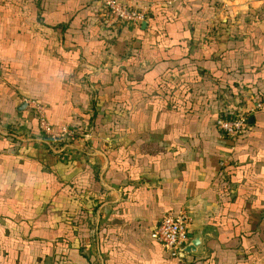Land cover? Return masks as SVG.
<instances>
[{"label": "crops", "instance_id": "crops-1", "mask_svg": "<svg viewBox=\"0 0 264 264\" xmlns=\"http://www.w3.org/2000/svg\"><path fill=\"white\" fill-rule=\"evenodd\" d=\"M120 1L146 27H99L94 0H0V264H264V0ZM27 102L92 141L7 138L37 131ZM258 104L221 135L223 109ZM182 211L191 262L151 238Z\"/></svg>", "mask_w": 264, "mask_h": 264}, {"label": "built area", "instance_id": "built-area-1", "mask_svg": "<svg viewBox=\"0 0 264 264\" xmlns=\"http://www.w3.org/2000/svg\"><path fill=\"white\" fill-rule=\"evenodd\" d=\"M97 2L100 3L99 11L102 12V16L105 19L104 24L107 27L120 24L130 28H141L143 23L147 22L149 16L147 9H135L121 3L119 0H97ZM261 108L262 105L258 104L248 110H238L230 113L222 111L217 120V127L221 135L235 144L239 137L249 130L250 116ZM36 110L37 116L39 114L40 117L39 127L43 143L47 141V143L53 145L57 141L71 142L74 135L71 128L65 127L60 132L55 133L46 120L44 108L37 106ZM10 136L15 139L18 138L15 135ZM28 140L30 141V138ZM191 225L192 219L185 211L177 215L166 213L162 216L159 224L154 227L151 238L159 243L172 257L178 261H183L184 259L181 255L191 241Z\"/></svg>", "mask_w": 264, "mask_h": 264}, {"label": "rangeland", "instance_id": "rangeland-1", "mask_svg": "<svg viewBox=\"0 0 264 264\" xmlns=\"http://www.w3.org/2000/svg\"><path fill=\"white\" fill-rule=\"evenodd\" d=\"M94 4L95 5H98V7L100 5V3L97 2V0H94ZM149 19L150 18L148 16L147 22H148ZM104 21H105V19L102 16V12L99 11V13H98V20L96 21V24L99 27H103L104 29H109V28H112L113 27V26L107 27L106 24H104ZM114 26H124V25L115 24ZM128 28H130V27H128ZM136 29H140V28H136ZM146 39L149 40L150 38L149 37H146ZM27 104H28V106H32V107H30V109L34 110L35 113H36V116H37L36 107L39 106V105H37L34 102H27ZM40 107H42V106H40ZM42 108H44V107H42ZM223 110L226 111L227 113H230V111H231V110L229 111L228 108L223 109ZM130 111L132 112V109ZM131 112H127V114L130 115ZM231 112H233V111H231ZM101 114L102 113L99 111V115L100 116H102ZM37 118H38V124H39V118H40L39 117V114H38ZM79 123H81V124H79ZM72 125H75L76 127H77V125H81L79 127V130L81 131L80 132L81 134L79 133L80 134V137H84V138H87L88 141H92V138L94 136V129L92 127L91 128L88 127L85 123H83V119L82 118L76 117L75 120L72 122ZM8 127H10V126H7V128ZM8 134L9 135L12 134V135H15L16 137H18L17 138V142L20 143L21 145L25 144V145H28V146H40V147L45 148V149L48 148V150L50 149L52 151V153H59L58 152L59 151V148H58L57 142L52 145L51 143H47V141H45V139H46L45 138L44 141L46 143H43V138L41 137V129L40 128H39V132H38V134L36 136L35 135H32L31 131L29 132V131H26L25 129H21V131H20V129H16V128H10V129H8ZM29 138H30V141L28 140ZM68 146H69L70 149H73V147H74L73 144H69Z\"/></svg>", "mask_w": 264, "mask_h": 264}, {"label": "trees", "instance_id": "trees-1", "mask_svg": "<svg viewBox=\"0 0 264 264\" xmlns=\"http://www.w3.org/2000/svg\"><path fill=\"white\" fill-rule=\"evenodd\" d=\"M120 1V0H119ZM130 7H132V6H130ZM132 8H135V7H132ZM135 9H137V8H135ZM149 18H150V16H149ZM44 111H45V108H44ZM230 111V110H229ZM31 114H32V121H34V123H35V125H36V129H37V131H35V132H32L31 131V133H32V135H37L38 134V132H39V124H38V118H37V116H36V113H35V111L34 110H31ZM222 114V111L219 113V115H218V117L220 116ZM45 117H46V112H45ZM95 117V116H94ZM46 120H47V117H46ZM47 122H48V120H47ZM89 122V121H88ZM49 123V122H48ZM50 125V124H49ZM12 126H14V125H12ZM12 126L10 125V127L12 128ZM51 126V125H50ZM81 125H77V127L75 126V125H72V123H70L69 125H67L66 127H69V128H71L72 130H73V132H74V135L72 136V139H71V141L74 143L75 141H77V140H79V139H81L82 137H80V130H79V127H80ZM10 127H8V129H10ZM65 128V127H64ZM62 130V129H61ZM86 132V131H85ZM80 133V134H79ZM11 135V134H10ZM10 135H7V138H9V139H12L13 141H16L17 139H15V138H11V136ZM66 142L67 141H57V145L58 146H63V145H65L66 144ZM43 149H45V148H43ZM46 150H48V148L46 149ZM50 153H52V151L49 149L48 150ZM52 154H54V153H52ZM55 155V154H54ZM56 156H58V155H56Z\"/></svg>", "mask_w": 264, "mask_h": 264}, {"label": "water", "instance_id": "water-1", "mask_svg": "<svg viewBox=\"0 0 264 264\" xmlns=\"http://www.w3.org/2000/svg\"><path fill=\"white\" fill-rule=\"evenodd\" d=\"M146 25L147 24L145 22V23H143L142 26L146 27ZM26 108H27V104L25 103L22 105L20 111H24ZM201 243H202V241L200 238L192 239L190 241V243L188 244V246L184 249V252L181 255V257L183 259H187L189 262H191L193 259V256L198 254L197 249L201 246Z\"/></svg>", "mask_w": 264, "mask_h": 264}]
</instances>
